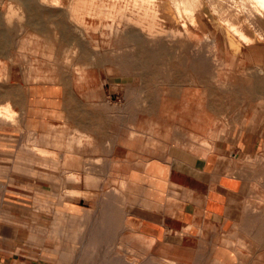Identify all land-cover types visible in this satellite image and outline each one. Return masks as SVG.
Returning a JSON list of instances; mask_svg holds the SVG:
<instances>
[{"label": "rangeland", "instance_id": "obj_1", "mask_svg": "<svg viewBox=\"0 0 264 264\" xmlns=\"http://www.w3.org/2000/svg\"><path fill=\"white\" fill-rule=\"evenodd\" d=\"M31 1L32 12L40 13L34 18L29 17L27 6L21 1L0 0V30L4 31L0 45L8 48L9 67L19 68L18 73L28 78L29 74L42 77L47 73L66 76L76 71L77 64L97 65L105 89L103 102L97 108L104 111V126L122 131L134 125L137 134L149 132L150 138L137 143L139 149L149 154L156 152V148L164 149V144L181 141L196 132L210 138L237 139L240 148L244 147L245 136L249 140L255 139L252 151L242 152L237 160L243 164L242 175L256 189L249 191L251 195H257L255 202L258 203V208L252 206L251 211L260 214H252L250 221L259 218L258 222L264 224V98L259 99L250 93V87L255 83L250 77L251 69L260 60V50L242 47V51L236 53L222 35L215 34L216 44L211 45L202 35H197L194 46L200 47V52L206 56L220 59L222 64L218 67L192 65L191 62L197 61L196 50L187 47L156 52L148 50L143 54L137 51L133 55L132 40L108 33L106 25L116 24L119 19L117 12L107 15L112 0H62L57 8L42 7L36 0ZM37 26L46 31H37ZM59 26H65L67 33L71 34L74 26L81 29L82 43L79 46L62 45L58 37ZM170 91L176 93L178 99H162L163 94ZM207 105L213 111H209ZM158 108L160 110L154 117H142L158 111ZM89 109L96 108L89 105ZM160 139L165 140L164 144ZM205 145L209 146V142ZM39 154L47 155L43 151ZM107 160L105 157V163ZM72 179L76 180L74 175ZM101 184L106 198L109 194L106 191L114 184L111 181ZM10 185L19 187V191L1 193L0 264H73L71 260L75 257L68 252H77L97 232L101 234L99 240L102 244L97 247L100 252L97 257L101 260L127 255L132 260L148 264H169L167 259L170 258L139 244L129 246L131 251L125 253L124 248L130 239L123 230L119 209L109 198L103 200L100 195L97 199L95 192H75L87 203L81 210L68 214L62 212L60 205L66 198L60 201L63 196L59 200L53 191H49L47 183L20 180ZM100 226H104L102 231L97 230ZM54 228L56 235L51 232ZM245 233L253 239L234 248L240 253L244 250L236 264H264V236L257 240L255 231ZM179 264L222 263L203 252L195 261Z\"/></svg>", "mask_w": 264, "mask_h": 264}, {"label": "crops", "instance_id": "obj_2", "mask_svg": "<svg viewBox=\"0 0 264 264\" xmlns=\"http://www.w3.org/2000/svg\"><path fill=\"white\" fill-rule=\"evenodd\" d=\"M0 47L3 192L19 191L10 183L20 180L47 183L59 200L63 196L60 201L66 198L62 212L71 214L87 203L75 192H95L103 199L101 183L111 181L114 186L104 199L119 209L128 246L139 244L178 263L195 261L204 252L219 263L236 264L244 250L234 248L253 239L245 232L255 231L254 238L263 239L264 224L259 218L250 221L252 214L259 215L251 211L258 203L249 191L256 189L237 160L252 151L255 139L245 136L240 148L237 139L196 132L178 142L160 139L165 148L149 154L137 147L150 138L149 132L137 134L134 125L122 131L104 126V111L97 108L105 89L97 65L77 64L66 76L24 78L19 68L9 67L7 46ZM174 97L170 91L162 99ZM159 110L142 117H154Z\"/></svg>", "mask_w": 264, "mask_h": 264}, {"label": "bare ground", "instance_id": "obj_3", "mask_svg": "<svg viewBox=\"0 0 264 264\" xmlns=\"http://www.w3.org/2000/svg\"><path fill=\"white\" fill-rule=\"evenodd\" d=\"M19 1L27 6L30 18L40 14L39 12H36V14L32 12L31 0ZM36 1L42 7L57 8L61 6L60 2L62 0ZM109 7L111 9L107 11V15L117 12L119 19L116 24L112 22L106 25L108 33L114 37L124 35L127 39L132 40L131 50H134L133 55L137 51L143 54V52L148 50L156 52L164 49L177 50L181 49V47H187L191 50H196L198 62H191L192 65L195 63L200 65L212 64L214 65L213 67H218L222 64L220 59L206 56L207 54L200 52V47L194 46V37L197 35H202L205 40L210 41L211 45L216 44L218 39L214 36L215 34L222 35L236 53L241 52L242 47L260 50V60H257V63L251 69L250 77L252 82L255 80V83L251 85L250 93L259 99L264 98V55L262 54L264 51V0H112ZM66 11L68 10L66 9ZM72 29L74 32L71 34L67 33L65 26L58 27V37L61 38L62 45L79 46L80 42L83 41L84 36L81 33V29L75 26ZM36 30L40 32L46 31L42 26H37ZM3 36L4 31L0 30V38ZM49 58L51 57L49 56ZM225 87V89L228 88L227 86ZM80 139L81 136L79 135L77 137L78 143H81ZM2 188L3 186L0 184V198ZM56 214L59 213L56 212ZM101 229H104V226L97 228L99 231ZM58 231L60 230L58 229ZM51 232L55 234L57 231L54 228ZM100 237L101 234H98V232L92 234L90 240L86 241L77 252L74 254L68 252L70 256L74 255L75 257L71 262L73 264H148L132 260L127 255L101 260L97 257L100 254L97 251V247L102 244L99 240ZM129 248L126 245L124 248L125 253L131 251ZM167 260L169 264H179L175 260Z\"/></svg>", "mask_w": 264, "mask_h": 264}]
</instances>
